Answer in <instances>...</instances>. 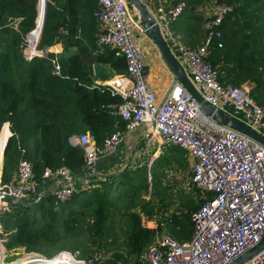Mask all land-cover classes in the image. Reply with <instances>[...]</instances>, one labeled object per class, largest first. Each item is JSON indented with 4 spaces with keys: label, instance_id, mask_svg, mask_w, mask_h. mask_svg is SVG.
<instances>
[{
    "label": "trees",
    "instance_id": "trees-1",
    "mask_svg": "<svg viewBox=\"0 0 264 264\" xmlns=\"http://www.w3.org/2000/svg\"><path fill=\"white\" fill-rule=\"evenodd\" d=\"M184 1L187 8L180 18L188 15L193 21L197 19L196 23L202 27V18L194 12L203 0ZM210 1L207 0V5ZM218 2L231 6L232 11L219 27L221 38L212 40L208 59L218 69L224 85L237 88L248 85L249 95L257 105L264 107V0ZM37 3L38 0H0V130L3 124L9 126V130L0 132V148L7 142L0 166L2 183L12 180L21 160L31 163L33 178L39 184L43 182L41 177L46 169L66 168L74 178L78 177L83 172L84 152L71 142V137L88 133L96 147L102 148L115 131H126V123L113 109L121 103V98L112 95L106 86L96 85L93 75V67L102 65L109 67L113 76L126 73V61L117 54V49L100 48L97 44L99 27L93 12L98 0H40L38 12ZM45 5L36 50L44 52L61 44L62 52L57 55L44 52L26 61L20 46L33 30L30 42L34 45L38 41ZM15 19H20L18 32L10 26ZM202 30L204 39V28ZM218 42L222 43V48L217 47ZM53 59L59 64L58 74L53 72ZM169 147L149 168L146 165L140 185L134 182L138 178L135 171L130 175L131 171L125 170L104 178L92 176L90 188L77 189L69 202L58 206L52 194L44 195L38 202H18L10 213L0 218V240L4 248L8 251L24 249L26 253L36 252L52 258L57 252L67 251L60 245L85 231V246L101 249L104 245L100 243L110 229V210L117 203L111 199L117 185L123 193L129 194L131 190L138 193L151 175L152 181L156 180L152 184L154 190L166 193L157 176L158 168L168 165L170 156L184 161L186 155L176 146ZM134 194L129 195L127 209L120 212L126 217V227L121 231L123 249L116 250L107 264H147L144 254L164 230L163 223L178 241L189 240L194 231L192 214L204 203L202 199L196 204L182 194L175 212H166L161 206L149 207L147 203L136 212ZM171 198L163 199L168 207L174 203ZM160 213L168 216L158 222L154 217ZM142 218L155 227L145 226ZM94 253L81 256L87 258Z\"/></svg>",
    "mask_w": 264,
    "mask_h": 264
},
{
    "label": "built area",
    "instance_id": "built-area-1",
    "mask_svg": "<svg viewBox=\"0 0 264 264\" xmlns=\"http://www.w3.org/2000/svg\"><path fill=\"white\" fill-rule=\"evenodd\" d=\"M139 1L147 8L150 3L162 0ZM208 5L209 14L203 25L205 37L194 47L184 45L180 36L170 29L187 8L184 0L175 5L161 4L153 18L170 52L204 101L264 137V107L257 105L249 95V86L224 85L218 69L208 59V48L213 39L221 38L219 27L232 7L218 0H211ZM93 17L99 27L98 46L117 49V54L126 61V73L113 76L104 85L112 95L121 98V103L113 106L114 114L126 123V131L149 127L146 141L159 140L165 146L185 151L191 162L188 183L204 198V203L192 214V237L182 242L172 236L156 237L144 254L145 261L147 264L232 263L258 244L264 234V147L207 117L179 83L175 82L167 97L157 102L148 82L147 53L142 46L145 35L128 0H98ZM19 22L20 19H15L10 25L17 32ZM217 47L222 48V43L218 42ZM43 54L36 50L28 56L24 52V59L30 61ZM51 63L53 72L58 74L57 60ZM122 136V131H115L102 148L96 147L88 133L71 137V142L84 152L82 173L94 176L96 162L112 154ZM41 178L43 182H53L54 188L44 195L52 194L56 206L69 202L76 191V179L66 168L46 169ZM41 185L33 178L31 163L21 160L13 179L9 183L0 181V218L20 201L38 202L44 196L39 192ZM2 246L0 240V248ZM22 254L16 261L0 264H50L53 261L56 264H97L101 258L97 253L85 258L79 252L66 251L52 258L36 253ZM245 264H264V248Z\"/></svg>",
    "mask_w": 264,
    "mask_h": 264
},
{
    "label": "rangeland",
    "instance_id": "rangeland-1",
    "mask_svg": "<svg viewBox=\"0 0 264 264\" xmlns=\"http://www.w3.org/2000/svg\"><path fill=\"white\" fill-rule=\"evenodd\" d=\"M209 5H207V0H203V4L200 5L198 13L202 14L201 17L202 20L207 18L209 14ZM183 19L182 17L179 18V21ZM204 22V21H203ZM203 25V23H202ZM36 29V28H35ZM38 39V38H37ZM34 41V38H32ZM37 41V40H36ZM34 43V42H33ZM35 45V43H34ZM152 46V45H151ZM153 47V46H152ZM27 48V39L24 38L21 46H20V52L24 57V52ZM39 53L41 51H38ZM25 60V59H24ZM106 73L107 79L111 78L113 75L110 71V68L107 66H96V74L95 76L98 77V75H102ZM140 129V128H139ZM138 130V129H137ZM171 147L165 146L163 143H160V141L156 140L155 142H148L146 141V146L139 152H131V156L128 159H125L122 163H120L119 167L116 168L112 174L110 175H116L119 172L129 170L131 171L130 175L135 171L137 179L134 180L138 185L142 183L141 176L143 174V169L146 167V165L149 166L152 164V162L160 155L166 153V149H169ZM1 149V148H0ZM152 157L154 159L151 162H148ZM184 161L175 160L173 157L170 156V163L168 165H163L160 168H158V174L159 179L161 180V183L163 185L162 188H165L166 193L165 194H159V190H154L152 187V184L156 181H152L151 175L147 178V183L144 185V187L141 189V191L131 190L128 193H123L121 187L119 185L116 186L117 192L111 193V199L113 202H117L114 208L110 210L109 220H110V229L108 233L105 235L103 241H101L100 244H103L104 247L101 249H96L92 245L90 247L85 246L86 241V233L85 231L80 232L77 234L74 238L67 240L65 243H63L62 248L64 250H67L66 252H71V249L74 248L72 252H79L80 254H89L90 252H95V254L100 255V260L97 264H107V262L112 258V255L114 252L118 249H123V238L121 237V231L126 227L125 224V216L120 214V212H124L123 210L127 209L126 207L129 205V195L134 192L133 195L134 203L137 204V208H135L134 211H139L141 206L146 204L149 207L157 208L159 206L163 207V209H166V212H175L178 205V197L182 194H186L190 199L194 200L196 204H200V200L204 199L200 192L195 190L188 182L190 178V161L187 158V155L184 154ZM183 164V165H182ZM186 164V165H185ZM108 175V176H110ZM135 177V175L133 176ZM167 184V185H166ZM147 186V187H146ZM154 186V185H153ZM145 187L147 189H145ZM85 188V187H84ZM126 189V188H125ZM140 190V189H139ZM198 193H197V192ZM198 194L200 197H198ZM172 197L174 203L171 204V207L166 206L163 203V199ZM164 197V198H163ZM202 197V198H201ZM166 214L160 213L154 219L158 222L163 221L164 218H166ZM61 218H64L62 216ZM142 223L145 226L155 227L154 223L147 222L144 218H142ZM164 230L162 231L160 236H172L167 229H165V223H163ZM85 227V223H83V228ZM84 230V229H83ZM173 237V236H172ZM1 239V238H0ZM56 247H59L57 245ZM2 248V254L0 258V263H7L9 260L16 261V259L22 257V253H24V249H15V250H6L4 246ZM44 251H51L54 250L53 248H42ZM100 250V251H96ZM36 253V252H31ZM58 253V252H57ZM56 253V255H57ZM38 255H41V257L46 256L36 253ZM55 255V254H54Z\"/></svg>",
    "mask_w": 264,
    "mask_h": 264
},
{
    "label": "crops",
    "instance_id": "crops-1",
    "mask_svg": "<svg viewBox=\"0 0 264 264\" xmlns=\"http://www.w3.org/2000/svg\"><path fill=\"white\" fill-rule=\"evenodd\" d=\"M179 1L181 0H162L161 3L152 2L147 6V9L152 15H155L157 8L161 4L164 6H168L173 5L174 3L176 4ZM199 7L200 6L196 7L194 14L198 17H203L202 14L198 13V11L200 10ZM134 13L135 16L139 18L136 10H134ZM182 18L183 19H181L180 21L171 24V31L177 34V36H180L182 43L186 46L193 47L195 45L201 44L203 41V25L202 27L201 24L200 26H198L199 24L196 23L197 19L193 21L192 19H189L190 17L188 15ZM199 23H201V21ZM137 36L140 37L139 34H137ZM142 46L147 53L148 82L156 94L157 102L160 103L169 94L172 86L175 83V80L172 74L163 64L155 46L146 36H142ZM44 52L53 54L61 53L62 46L61 44H55L50 48H46ZM95 74L96 66L93 67V75L95 76ZM111 78L107 79L106 73L98 75V77H96L95 84L98 86H104L107 82L110 81ZM148 130L149 127H141L140 129L135 131H123L122 141L118 145L116 150L112 154L104 156L96 162L94 176H97V178H104L112 174L113 171L120 166V163L131 156V154L129 153H139L146 146L145 134L148 132ZM153 159L154 157L148 160L147 163L151 162ZM14 176L15 175H13L12 179L14 178ZM90 178L91 177L86 176L84 173H81V175L75 177L76 180L74 181V188L76 190L84 189V187L87 189L90 188L93 181ZM52 188H54L53 182L51 180H45L40 186L39 192L44 195L45 193L50 192V189Z\"/></svg>",
    "mask_w": 264,
    "mask_h": 264
},
{
    "label": "water",
    "instance_id": "water-1",
    "mask_svg": "<svg viewBox=\"0 0 264 264\" xmlns=\"http://www.w3.org/2000/svg\"><path fill=\"white\" fill-rule=\"evenodd\" d=\"M39 2V0H38ZM131 7L136 10L137 14L139 15V25L143 30L144 35L152 42V44L155 46L156 50L158 51L160 58L163 62V64L166 66V68L169 70V72L174 77V80L176 83H179L190 95L191 97L196 101V103L199 105V109L202 113H204L207 117H209L211 120L215 121L216 123L220 125H224L240 134H243L258 143H260L264 147V137L258 135L253 130H251L249 127L244 125L243 123L239 122L237 119L223 113L222 111L211 107L208 103L204 101V99L201 97V95L198 93L196 88L193 86L191 81L189 80L188 76L186 75L185 71L183 70L182 66L177 62L175 57L170 52L161 32L158 27V24L156 23L155 19L153 18V15L149 12V10L139 1V0H128ZM38 7V3H37ZM46 10V9H45ZM38 12V8H37ZM45 15V11H44ZM42 21L44 22V16L42 17ZM43 26V25H42ZM34 31V30H33ZM32 31V32H33ZM42 31V29H41ZM28 33L26 38L31 35V33ZM41 34V33H40ZM38 42L36 41L35 46H37ZM6 130H9L8 124L4 126ZM2 128L0 132H2ZM11 136V133L9 131V136ZM8 141V140H7ZM7 144V142H6ZM6 144H3L2 148L0 149V166L3 161V152L5 150ZM264 248V234L262 235L260 241L258 244H256L253 248L245 252L243 255H241L239 258H237L235 261H233L230 264H245L247 261H249L253 256H255L259 251H261Z\"/></svg>",
    "mask_w": 264,
    "mask_h": 264
},
{
    "label": "bare ground",
    "instance_id": "bare-ground-1",
    "mask_svg": "<svg viewBox=\"0 0 264 264\" xmlns=\"http://www.w3.org/2000/svg\"><path fill=\"white\" fill-rule=\"evenodd\" d=\"M39 1H40V0H39ZM38 4H39V2H38ZM37 8H38V7H37ZM45 9H46V5H45V8H44V11H45ZM43 16H44V13H43ZM42 25H43V21H42V24H41L40 30H39V32H38V41H37V42H39L40 32H41ZM32 33H33V32H32ZM32 33H31V35H32ZM31 35H29L28 38H27V46H29V48H27V49L25 50V53H26V55H28V56L33 55L34 52L36 51V49H34L35 45H32L31 42H30V40H31ZM35 44H36V43H35ZM7 139H8V138H7ZM5 144H6V143H5ZM0 254H2V249H1V248H0ZM55 262H56V261H55ZM55 264H56V263H55Z\"/></svg>",
    "mask_w": 264,
    "mask_h": 264
}]
</instances>
